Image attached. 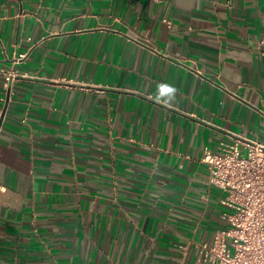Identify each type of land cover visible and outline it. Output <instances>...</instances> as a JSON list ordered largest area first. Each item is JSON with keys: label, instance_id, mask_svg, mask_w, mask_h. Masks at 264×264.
I'll use <instances>...</instances> for the list:
<instances>
[{"label": "crops", "instance_id": "crops-1", "mask_svg": "<svg viewBox=\"0 0 264 264\" xmlns=\"http://www.w3.org/2000/svg\"><path fill=\"white\" fill-rule=\"evenodd\" d=\"M236 138L264 143V0H0V264H192Z\"/></svg>", "mask_w": 264, "mask_h": 264}, {"label": "built area", "instance_id": "built-area-1", "mask_svg": "<svg viewBox=\"0 0 264 264\" xmlns=\"http://www.w3.org/2000/svg\"><path fill=\"white\" fill-rule=\"evenodd\" d=\"M203 161L209 184L221 191L227 226L192 264H264V143L236 138L220 152L207 149Z\"/></svg>", "mask_w": 264, "mask_h": 264}, {"label": "clouds", "instance_id": "clouds-1", "mask_svg": "<svg viewBox=\"0 0 264 264\" xmlns=\"http://www.w3.org/2000/svg\"><path fill=\"white\" fill-rule=\"evenodd\" d=\"M178 89L170 83H158L155 94L150 97L154 102L169 105L176 100Z\"/></svg>", "mask_w": 264, "mask_h": 264}]
</instances>
